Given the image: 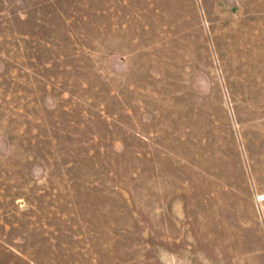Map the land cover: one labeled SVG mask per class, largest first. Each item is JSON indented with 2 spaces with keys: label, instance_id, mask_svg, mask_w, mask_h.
<instances>
[{
  "label": "rangeland",
  "instance_id": "374dc122",
  "mask_svg": "<svg viewBox=\"0 0 264 264\" xmlns=\"http://www.w3.org/2000/svg\"><path fill=\"white\" fill-rule=\"evenodd\" d=\"M0 264H264V0H0Z\"/></svg>",
  "mask_w": 264,
  "mask_h": 264
}]
</instances>
